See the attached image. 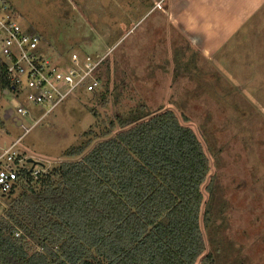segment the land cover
I'll return each instance as SVG.
<instances>
[{
  "label": "rangeland",
  "instance_id": "obj_1",
  "mask_svg": "<svg viewBox=\"0 0 264 264\" xmlns=\"http://www.w3.org/2000/svg\"><path fill=\"white\" fill-rule=\"evenodd\" d=\"M8 1L23 29L40 35L53 57L77 53L103 62L101 86L77 90L37 124L38 107L18 113L13 94L0 91V151L18 140L24 156L52 169L115 136L116 125L103 133L117 117L170 109L192 128L209 159L204 255L211 253L215 264H264L263 50L252 57L247 41L203 59L167 16L181 6L178 0ZM258 24L250 34L259 43L251 47L263 49L264 18ZM80 147L82 153L68 155ZM17 192L0 193V219Z\"/></svg>",
  "mask_w": 264,
  "mask_h": 264
},
{
  "label": "trees",
  "instance_id": "obj_2",
  "mask_svg": "<svg viewBox=\"0 0 264 264\" xmlns=\"http://www.w3.org/2000/svg\"><path fill=\"white\" fill-rule=\"evenodd\" d=\"M115 125L81 159L11 192L0 264H215L201 229L209 159L195 132L170 109L117 117L103 135Z\"/></svg>",
  "mask_w": 264,
  "mask_h": 264
},
{
  "label": "built area",
  "instance_id": "obj_3",
  "mask_svg": "<svg viewBox=\"0 0 264 264\" xmlns=\"http://www.w3.org/2000/svg\"><path fill=\"white\" fill-rule=\"evenodd\" d=\"M41 43L40 35L23 29L9 1L0 0V58L10 84L6 91L13 94L18 113L30 114V105L39 108L41 116L33 124L77 90L93 92L101 86L98 71L102 58L91 61L77 53L55 58ZM18 146L15 140L0 151V193L4 195L16 191L22 181L37 179L50 169L46 162H29Z\"/></svg>",
  "mask_w": 264,
  "mask_h": 264
},
{
  "label": "crops",
  "instance_id": "obj_4",
  "mask_svg": "<svg viewBox=\"0 0 264 264\" xmlns=\"http://www.w3.org/2000/svg\"><path fill=\"white\" fill-rule=\"evenodd\" d=\"M176 0L172 2L175 3ZM181 6L166 12L174 29L206 60L217 59L231 46L248 41L252 57L258 50L251 47L259 43L250 34L264 18V0H178ZM159 5V4H158ZM251 47V48H250ZM233 49V50H234ZM259 58V56H258ZM1 91V90H0ZM1 94H9L6 90Z\"/></svg>",
  "mask_w": 264,
  "mask_h": 264
},
{
  "label": "water",
  "instance_id": "obj_5",
  "mask_svg": "<svg viewBox=\"0 0 264 264\" xmlns=\"http://www.w3.org/2000/svg\"><path fill=\"white\" fill-rule=\"evenodd\" d=\"M29 162H32V163H37V161H35L34 159L30 158L29 159Z\"/></svg>",
  "mask_w": 264,
  "mask_h": 264
}]
</instances>
